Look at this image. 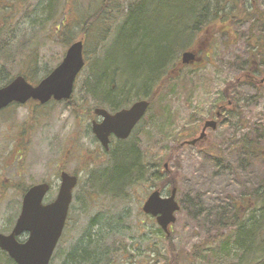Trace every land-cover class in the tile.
Returning a JSON list of instances; mask_svg holds the SVG:
<instances>
[{
	"label": "rangeland",
	"instance_id": "rangeland-1",
	"mask_svg": "<svg viewBox=\"0 0 264 264\" xmlns=\"http://www.w3.org/2000/svg\"><path fill=\"white\" fill-rule=\"evenodd\" d=\"M92 2L95 7L101 0ZM41 3L42 0H0L3 75L16 78L33 71L30 60L34 59L42 71H53L62 61L69 45L51 32L52 23L45 21L46 14L37 9ZM256 3L258 14L264 16V0ZM74 4L81 14L91 5L88 0H59L55 16L58 25L64 21L68 30L77 34L81 29L80 35L75 33V41H79L84 36V18L82 15L78 24ZM261 21L254 25L256 37L264 36V18ZM250 30L251 22L237 26L230 34L214 37L200 53L203 61L186 69L180 80L168 84L157 96L133 140L138 142L140 153L146 154L147 162L157 164L155 172L168 164L176 175L181 208L170 235L175 250L182 255L180 264H238L241 254L232 252L231 238L236 230L225 222L235 201L250 197L264 181V136L260 132L264 128V51L256 58L255 72H250ZM95 43L92 38L87 45V60L94 56ZM103 55L101 63L109 67L120 58L113 43ZM89 72L86 66L77 78L70 104L53 101L35 106L30 102L0 112V233L8 235L21 212V188L47 182L52 190L45 202H52L61 184L60 172L66 171L77 175L79 183L58 249L61 255L53 264H62L71 248L89 234L96 240L101 234L106 243L115 247L123 243L127 252L120 264H164L168 256L166 234L155 218L142 212V207L153 190L159 189L163 197H169L172 187H162L160 181L153 186L149 180L134 192L125 187L118 193L115 191L122 187L110 184L118 171H99L108 166L109 160L91 159V155L103 151L91 132L96 116L93 112L94 118L82 114L75 106L82 104V86ZM31 75L36 79L35 73ZM234 82L236 85L227 93L232 102L227 103L226 110L234 114L227 112L224 124L215 129L208 127L207 137L202 139L205 122L212 119L227 84ZM245 137L258 143L263 156L243 147ZM195 139L202 140L198 145L191 144ZM170 150L173 154L169 164L165 159ZM95 171L90 187L93 193L87 195L88 180ZM113 194L122 198H110ZM95 218L99 226L92 225ZM227 240L230 244L225 250L223 243Z\"/></svg>",
	"mask_w": 264,
	"mask_h": 264
},
{
	"label": "trees",
	"instance_id": "trees-1",
	"mask_svg": "<svg viewBox=\"0 0 264 264\" xmlns=\"http://www.w3.org/2000/svg\"><path fill=\"white\" fill-rule=\"evenodd\" d=\"M88 1L91 5L86 7L83 14L80 9L77 11V4H74L76 9L73 10L78 24H81L82 15L84 18L82 27L84 36L81 40L85 46L86 66L90 68L88 78L82 86L83 93L80 98L82 104L75 106L87 116H91L92 110L96 107L111 111L129 107L134 97L135 100H149L152 106L161 91L168 84L180 80L184 71L190 67L182 64L181 56L184 52L195 51L203 59L204 55L201 56L200 53L214 37L230 34L234 28L242 24L251 22L248 41L251 46V59L248 62L250 72H255V65L258 63L256 58L264 51V36L253 35L254 25L263 23L261 18H264L258 14L256 0H101L95 7L92 4L93 0ZM58 2L59 0H42L37 9H40L42 15L46 14L45 21L52 23L51 32L68 46L75 41L76 32L68 30L69 26L64 21L58 25L59 21L55 16ZM62 11L68 9L63 8ZM35 25L44 27L41 23ZM80 32L81 29L76 35H80ZM92 38L96 40L94 52L92 51L94 56L92 60L90 57L87 60V45L91 43ZM110 43L115 45L120 55L119 60L111 67L101 63ZM1 52L0 48V57ZM96 56L98 62H95ZM1 62L0 58V87H3L10 84L14 78L3 75ZM37 62V59L30 60L32 70L37 66ZM31 73L30 71L22 76L34 85L39 84L41 80L33 79ZM235 85L236 82L227 84L223 98L216 106H227L229 101L232 102L227 93ZM231 104L234 109L237 107L234 103ZM89 125L88 123L87 128ZM254 131L257 132L255 129ZM260 132L264 136V128ZM243 142L245 149L247 147L253 154L263 156L261 148L254 140L245 137ZM132 146L133 144L129 147L123 144L116 146L110 153L108 166L99 170L118 171L110 184L119 185L122 189L114 190L115 192L121 193L125 187L134 192L138 186L146 184L149 180L153 186H157V181H160L162 187L169 185L172 188L177 187L176 175L170 168L166 171L164 165H161L164 170L160 169L158 174L149 166L157 164L142 159L140 153ZM178 149L176 146L175 150ZM171 150L165 159L169 164L173 154ZM19 154L22 160V152ZM97 171L90 174L89 189ZM28 189V186L21 188L20 194L24 195ZM89 193H93L91 189L87 195ZM110 198L122 196L113 194ZM231 209L230 217L225 224L236 230L231 238L232 252L241 254L238 264H264V181L250 197L242 198L239 203L235 201ZM94 223L99 226L97 218L92 221V225ZM93 236L89 234L82 237L62 259V264H120L119 260L123 259L124 253L127 252L126 246L123 243L119 247L110 245L101 234H98L97 240ZM216 240L223 241L221 238ZM225 242L227 243H223V248L226 250L230 243L228 240ZM165 244L168 256L164 264H180L182 255L175 250L171 235H165ZM59 246L53 256V262L59 257ZM0 264L15 262L0 249Z\"/></svg>",
	"mask_w": 264,
	"mask_h": 264
},
{
	"label": "water",
	"instance_id": "water-1",
	"mask_svg": "<svg viewBox=\"0 0 264 264\" xmlns=\"http://www.w3.org/2000/svg\"><path fill=\"white\" fill-rule=\"evenodd\" d=\"M83 50V41L75 42L63 62L37 86L19 76L9 85L0 87V111L14 103L25 105L30 100L38 101L42 105L52 99L69 100L73 95L76 78L85 65ZM198 61L194 51L182 54L184 65ZM149 106V101L142 100L115 115H110L103 109H96L95 113L103 118V122L93 124V133L108 150L109 136L114 134L119 139H128L147 113ZM216 126L215 121H210L206 128L215 129ZM195 142L192 141L191 144ZM165 168H168L167 164ZM77 184L76 176L62 173L58 194L55 200L48 204L45 199L52 188L49 183L35 185L25 193L13 230L8 235L0 233V249L6 252L15 264H51L66 227ZM176 196L177 189H173L169 197H163L161 192L156 190L143 206V212L155 217L157 224L167 235H170L171 225L176 222V215L180 210ZM24 236H27V240L21 242L20 239Z\"/></svg>",
	"mask_w": 264,
	"mask_h": 264
},
{
	"label": "flooded vegetation",
	"instance_id": "flooded-vegetation-1",
	"mask_svg": "<svg viewBox=\"0 0 264 264\" xmlns=\"http://www.w3.org/2000/svg\"><path fill=\"white\" fill-rule=\"evenodd\" d=\"M0 25H1V33H2V30H3V24L2 23H0ZM71 46V45H70ZM70 46L67 48V50L70 48ZM67 50H66V52H67ZM66 54V53H65ZM65 56L66 55H64V57H63V59H62V61L64 60V58H65ZM61 61V62H62ZM60 62V63H61ZM59 63V64H60ZM58 64V65H59ZM200 64V63H199ZM198 63H196V64H194V66H198L199 65ZM57 65V66H58ZM56 66V67H57ZM34 69H36V70H33V71H31V72H33V73H35V76H36V78L40 81V80H44L46 77H48L51 73H49V69L47 70V69H44L43 71L38 67V62H37V66L34 68ZM30 72V71H29ZM48 73V74H47ZM43 76V77H42ZM41 77V78H40ZM30 82V81H29ZM31 83V82H30ZM32 84V83H31ZM143 100H146V99H143ZM139 101H142V100H135L133 103H131L130 105H129V107H126V108H121V109H118V110H114V111H111V110H107V109H104V108H98V107H96V108H94L93 110H92V112H93V114L96 116V118L94 119V120H92V123H91V126H93V124L94 123H96V124H101L102 122H103V118L101 117V116H99V115H97L96 113H95V110L96 109H103V110H106L110 115H115V114H117L118 112H120V111H122V110H128V109H130L135 103H137V102H139ZM229 107H227V106H225V105H222V106H216L215 107V112L213 113V115H212V119H209L208 121H206L205 122V124H204V126H203V129H202V135H201V137H202V139L203 138H206L207 137V134L205 135V131L207 130V128H206V125H207V123L208 122H210V121H215L216 123H217V126H220V125H223L224 124V122L226 121V119H227V115H226V110L228 109ZM151 109V108H150ZM150 109H149V111H150ZM148 111V112H149ZM232 110H229L228 112L230 113ZM148 112L145 114V116L143 117V119L135 126V128L133 129V131H132V133H131V135H130V137L128 138V139H126V140H122V139H119L117 136H115L114 134H111L110 136H109V141H110V143H109V149L107 150L106 148H104L103 146H102V144L99 142V140L97 139V137L94 135V133H93V130H92V128H91V132H92V134H93V137H94V139L95 140H97L98 141V143L102 146V152L101 153H99V152H96V153H94L93 155H91V159L92 160H99V161H106L107 159L109 160L110 159V153H111V151H113L114 150V148H116V146H118V145H120V144H123V145H125L126 147H129L130 146V144H133V146L132 147H135V150H137L138 149V152L140 153V150H139V147L137 146V144H138V142L137 141H133L134 139H135V135H136V133L138 132V130H139V128H140V126L141 125H143V123H144V119L147 117V115H148ZM94 116V117H95ZM92 117V116H91ZM94 117H92V118H94ZM202 139H195V145H198L200 142H201V140ZM132 140V142H130ZM194 141V140H193ZM140 155H141V158L142 159H146V154L145 153H140ZM151 168L153 167V169L155 170L156 169V167H157V165H153V164H150L149 165ZM158 174H160V168H159V172H157ZM154 191V190H153Z\"/></svg>",
	"mask_w": 264,
	"mask_h": 264
}]
</instances>
